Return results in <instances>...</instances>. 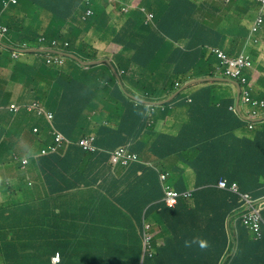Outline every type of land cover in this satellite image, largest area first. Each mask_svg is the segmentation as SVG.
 Wrapping results in <instances>:
<instances>
[{
    "label": "trees",
    "instance_id": "1",
    "mask_svg": "<svg viewBox=\"0 0 264 264\" xmlns=\"http://www.w3.org/2000/svg\"><path fill=\"white\" fill-rule=\"evenodd\" d=\"M172 1L180 2L178 12L170 18L154 15L152 30L140 28L145 26L141 6L132 9V33L140 34L142 42L129 41L127 33L128 40H123L119 49L115 48L123 31H113L108 17L110 7H116L118 14L125 13L119 0H92L84 7V13L93 11L85 22H81V5L90 0H18L0 18L21 39L55 38L60 49L84 61L108 58L111 53L118 64L131 62L141 71L143 80L136 88L144 97L134 99V90L118 81L110 66H83L69 58L65 60L72 64L70 70L60 66L54 74L60 94L53 97L52 85L47 82L49 66L37 61L42 85L34 98L54 112L58 128L73 143L59 150L46 132L44 136L33 133L35 125L26 111L9 113L0 108V124L5 122L9 128L0 126V264H141L144 214L160 235L154 242L155 255L143 264H222L232 250V236L237 246L224 264H264V236L256 240L241 222L233 226L231 216L243 201L219 187L226 179L228 186L237 183L242 193L264 199V120L258 123L248 121L249 116L240 117L230 109L235 106L233 99L227 98L224 104L207 103L202 97L214 91L202 89L189 102L182 97L185 89L160 105L166 118L171 105L184 106L190 120L177 135H162L161 156L176 144L172 153L198 177L193 194L180 199L174 208L158 203L162 190L154 170L140 164L125 167L110 163L108 152L127 145L137 152V145L150 137L146 135V108L168 100L188 81L214 76L217 58L210 47L220 43L215 45L209 38L186 49L177 44L191 38L198 45L195 27L209 37L223 32L196 19L207 9L205 5ZM246 2L234 0V5L241 7ZM217 10L220 12V7ZM230 13L228 9L224 24L231 21ZM183 27L182 33H176ZM90 30L94 37L88 35ZM231 40L234 47L226 52L230 57L244 45V38ZM65 42L70 45L63 47ZM3 51L1 55L8 61L0 57V65L6 62L14 71L24 66L11 59L9 50ZM9 97L0 83V107L7 106ZM228 120L234 123L231 135H215L221 131L218 121ZM243 123L258 126L251 131L253 138L236 140L235 130ZM26 125L31 126L30 132L19 140L20 129ZM197 128L201 131L199 141L187 136ZM92 135L102 152L91 154L78 147L79 139ZM23 141L33 155L26 171L12 160L15 152L26 151ZM42 150L45 153L41 154ZM202 242L206 246L201 247ZM54 257H58L56 263Z\"/></svg>",
    "mask_w": 264,
    "mask_h": 264
},
{
    "label": "crops",
    "instance_id": "2",
    "mask_svg": "<svg viewBox=\"0 0 264 264\" xmlns=\"http://www.w3.org/2000/svg\"><path fill=\"white\" fill-rule=\"evenodd\" d=\"M191 1L196 2L198 5H205L207 7L206 10H203L196 15V19H204V22L207 25L216 28V31L221 30L223 34H216L215 36L210 35L209 37L207 34L203 33L202 31H199L195 27L196 33H199L198 45L193 39L186 38L183 39L182 42L177 44V46L183 49H186V47L190 46H200L203 44L204 41L209 38H212V42H215L213 44L216 45L217 43H220L221 46L217 44V46L210 47V49H217L219 51H223L221 52V54L224 58L218 56L216 57V77L221 78V80L214 79L212 81H206V78H200L199 80L201 81L193 84V87L186 88L187 91L182 94V97H193L200 90L209 89V91H214V93H208V95L202 97V100L204 102L208 103L213 100V102L218 101L224 104L227 98H231L234 101L236 110L240 111L241 115L243 116V119H246V114H248V112L250 111V107L244 105L243 103H240L238 106V90L234 83H237L239 80V76L243 75L247 80V85L241 88L240 92L252 93V96L254 98L264 100V25L260 32H256L251 28L253 23L259 16L260 6L254 0H246L247 2L241 7H235L234 0ZM120 3L122 6H129L130 11L132 9H137L140 6H143L146 9L152 11L155 15L159 14L166 18L174 17V13L178 12V9L180 7V2H175L172 0H119V4ZM246 4L250 7V11L247 10ZM217 7H220V12L217 10ZM228 9L231 10V13L228 14V16L231 17V21L226 20V23L224 24L222 20L223 17L227 14ZM130 11L128 13L118 14L116 7H110L108 14L110 25L112 26L113 31H123L126 34L129 33L127 36L129 41L135 40L136 43H141V35H135L134 33H132L133 29H135V22L132 19H129ZM220 25H223V27L218 29V26ZM140 28L144 30L153 29V27L150 25L142 26ZM184 29L185 27L178 30L176 33H182ZM88 35L94 37L93 31L90 30L88 32ZM239 38H244V45L242 47V50L238 52L235 56H228L226 52H228L231 48L234 47V45L231 43V39ZM119 48L120 45L116 44L115 49ZM242 53H246L251 57L253 61V67L251 69L246 66L241 67L240 69H238L239 73H237L236 65L239 63V59L241 58L239 55ZM114 57L115 55L110 53L108 58L102 57L101 59L109 60L108 62L103 64L110 66V69L112 71L113 69L111 66H113L120 76V79L117 78V80L121 81L122 84L129 91L132 92L134 90V94L131 93V96L134 99H144L141 90L136 88V86H138V83L143 80L140 77V69L129 61H121V63L118 64V61H113ZM1 58L3 59V61H8L6 59V56H1ZM41 60L42 62L46 63V61H43V59L38 58L36 56L21 57L19 61H22L24 66L15 70H21V73H17L18 75L14 73L15 71L10 66H8L6 62L0 65V83L2 84V88H4L5 91L10 94L8 104L11 102L20 103L21 98H24L25 102L34 99L36 89H38L42 85V83L40 82V65L37 63V61ZM47 66H49L47 69V82L52 85V96L57 97L60 93L57 89L54 74L57 72V69L60 68V66L53 64H47ZM63 67L66 70H70L72 64L70 62L65 61V64L62 66V68ZM228 72H230V74H228ZM24 79H29L32 81L34 80L37 84V87L31 93L25 92V90L28 89L26 84L23 86L20 85L21 80ZM24 82L26 83V81ZM86 95L88 96V94ZM154 106L155 108H153V110L151 106H149L148 108H146L145 111V125L147 123H150L146 131V135H150V137L145 140V144L137 145L135 150H137V153H139L142 158H144L146 161L152 163L160 170L169 173V183L176 190H180L182 188H187V190H195L197 188L198 177L196 176L195 172L189 166L186 165V162L179 157L178 154L172 153V151L176 149V144L167 149L168 154H166L165 156H161L164 151V148L160 146L162 144V135L171 134L175 136L186 124H189L190 120L187 108L184 106L182 107L181 105L177 108V103H174L170 106L168 118H166L163 114L164 109L158 108L160 106L157 105ZM92 113H95V111H92ZM27 114L31 118V125H39L41 128L40 134L44 136L45 132H47L44 122L42 120L37 119L36 117H34V115H31L28 112ZM233 124L234 123L230 120L223 122L218 121V125L221 131L216 132L214 134L231 135V127L233 126ZM0 126L6 128L7 131L9 130L8 125L5 122H2ZM206 126L207 124L201 125L199 127ZM257 126H255L254 129ZM30 129L31 126H23L20 129L21 136L19 140L24 139L26 134L30 132ZM252 130L253 129L248 128L246 123H243L240 129L235 130V139L237 140L242 138H253V134H251ZM208 132H210V130ZM200 134L201 131L199 130V128H197L192 130V132L187 136H191L195 141H199ZM22 143L25 145L27 151V143L25 141H23ZM237 212L238 210L236 211V213ZM232 218L233 215L231 216V219ZM235 249L236 248H232L231 253H234ZM183 254L185 255L186 253L183 252ZM227 259L228 258L225 257V260Z\"/></svg>",
    "mask_w": 264,
    "mask_h": 264
},
{
    "label": "clouds",
    "instance_id": "3",
    "mask_svg": "<svg viewBox=\"0 0 264 264\" xmlns=\"http://www.w3.org/2000/svg\"><path fill=\"white\" fill-rule=\"evenodd\" d=\"M91 1L92 0H90V2L88 3V4H82L81 5V9H82V11H81V13H83V21H81V22H85L84 20H86L87 18H89L90 16H92L93 15V11L91 10V9H88V10H86V12L84 13V7L85 6H88V5H90L91 4ZM259 6H260V12L263 10V4L261 3V2H259V1H257V0H254ZM18 3V0H16V2L15 3H13L11 0H2V10H0V18H2L3 16H4V14H5V11L9 8V7H11V6H13V5H16ZM123 7V11L125 12V13H128L129 11H130V7L129 6H122ZM91 11V14L90 15H87V12L88 11ZM141 11H142V14H144V17H145V19H144V25L145 26H152L153 28L155 27V24H154V13L152 12V11H150V10H148V9H146L145 7H143V6H141ZM260 12H259V14H260ZM264 12V11H263ZM258 18V17H257ZM257 20V19H256ZM255 20V21H256ZM255 23V22H254ZM254 23H253V25H252V29H253V27H254ZM8 24V23H7ZM10 24V23H9ZM263 25H264V23L262 24V26H261V28H259L256 32H260V30L263 28ZM126 33L125 32H123L120 36H119V38H118V41H117V45H120L121 44V42L123 41V40H127V38H126ZM4 45H6V46H4ZM59 41L57 40V39H49V38H47L46 36H39V37H37V39L35 40V41H28L27 39H21V37H20V35H19V33H14V32H11L10 31V28L6 25V22L5 23H2L1 21H0V57L2 56L1 55V53L2 52H4L3 51V48L4 49H7V50H9L10 51V57H11V59L12 60H14V61H19V59H21V57H23V56H29L30 54H36L35 56L36 57H38V58H41V59H43V61H46V63L47 64H49V65H51V64H53V65H58V66H63L64 64H65V61H67V60H65V58H67V57H64V56H61V55H59V54H53V53H50V52H37V53H25L24 51L25 50H29V49H43V50H57V51H60V52H66L65 50H63V49H60L59 47ZM8 47H10V48H8ZM69 53H72V52H69ZM75 54V53H74ZM75 55H77V54H75ZM78 56V55H77ZM240 56V55H239ZM31 57V56H30ZM79 57V56H78ZM218 57H220V56H218ZM240 57H243L244 59H246L249 63H250V65H248V66H246V67H249L250 69L253 67V61H252V59H251V57L249 56V55H247L246 53H242V56H240ZM80 58V57H79ZM102 57H100L99 59H97V60H104V59H101ZM81 59V58H80ZM73 60V59H72ZM82 60V59H81ZM42 61V60H41ZM62 61V62H61ZM76 61V60H75ZM84 61V60H83ZM89 61H96V60H89ZM107 61H109V60H107ZM22 62V61H21ZM78 62V61H77ZM103 63H106V62H104L103 61ZM103 63H97V64H94V65H101V64H103ZM93 66V65H92ZM119 75V74H118ZM117 77V76H116ZM225 77V76H224ZM118 78V77H117ZM118 79H120V76H119V78ZM239 80H238V84H239V86H240V89L241 88H243L244 86H246L247 85V80H246V78L243 76V75H240L239 76V78H238ZM243 79H245V82L243 81ZM188 83V82H187ZM186 84V83H185ZM249 85V84H248ZM250 86H251V84H250ZM183 88V87H182ZM182 88L180 89V90H182ZM186 89V88H185ZM184 89V90H185ZM184 90H182V91H184ZM181 91V92H182ZM181 92H179V93H181ZM178 93V94H179ZM185 93V92H184ZM183 94V93H182ZM247 97H249V101H246V93H244V92H240V96H239V103H238V106H239V104L240 103H243L244 105H247L248 107H250V111L248 112V114H246V116H249V118H247V120L248 121H250V122H260V121H258V119H261V118H263V117H261V118H259L260 117V113H262L263 111H264V100H262V99H256V98H254L253 96H252V93H248V95H247ZM185 98H188V101L189 102H191V98L190 97H185ZM38 104L40 107H42V108H44L46 111H48V112H50V113H52L53 115H54V125H55V127L64 135V133L58 128V126H57V124H56V121H55V114H54V112L48 107V106H46V105H44V104H42L39 100H37V99H33V100H31V101H28V102H23V103H18V102H11V103H9L6 107H0L1 109H3V110H6V111H8L9 113H16V112H18V111H26V112H28L29 114H31V115H34V117H36L37 119H39V120H42L43 122H44V124H45V126H46V129H47V135L48 136H50L51 138H54L51 134H50V126H49V124H48V122L46 121V119L45 118H43V117H38V115H36L35 113H33V112H30V111H28V109H27V107L29 106V105H32V104ZM158 103H160V102H158ZM154 104V105H157V106H160V105H162V104ZM12 104H15V105H19V109L17 110V111H13V110H11L10 109V107H11V105ZM263 104V105H262ZM154 105H152L151 106V108H152V110H153V108H155V106ZM164 105V104H163ZM158 108H162L161 106L160 107H158ZM238 108V107H237ZM233 111H236L238 114H239V116L240 117H243L242 115H241V113H240V111L238 112L237 110H236V107L235 106H233L232 108H231ZM262 121V120H261ZM149 125H150V123H147L146 124V127L148 128L149 127ZM248 128L249 129H254V126L251 124V123H249L248 125ZM34 128H38L39 129V132L38 133H35L34 132ZM34 128H33V133H35V134H40V131H41V128H40V126L39 125H35L34 126ZM64 137L66 138V139H68L65 135H64ZM92 137H93V135H92ZM68 140H70V139H68ZM82 140V138L81 139H79L78 140V142H77V145H78V147H80L81 148V146L79 145V142ZM71 141V140H70ZM72 142V141H71ZM73 143V142H72ZM121 147H126V146H121ZM121 147H119V148H121ZM127 147L129 148V145H127ZM43 151L44 150H42V152H41V154H43ZM86 151V150H85ZM86 152H88V153H91L90 151H86ZM14 155H18V153L17 152H15L14 154H13V156ZM19 156V155H18ZM20 157V156H19ZM22 158H27L28 160H31V157H29V156H23ZM19 163V165H20V162H18ZM29 165H30V163H28V165H27V167L25 168V169H23L22 167H21V165H20V169L22 170V171H26L27 169H28V167H29ZM226 180V179H225ZM167 182H169V179L167 178V180H166ZM227 181V180H226ZM233 184H237V183H233ZM232 184V185H233ZM228 185V184H227ZM231 185V186H232ZM238 185V184H237ZM231 186H228V188H230ZM239 187V186H238ZM228 188H226V189H228ZM172 189L174 190V191H177V192H179V193H185V192H192V194H193V192H194V190H185V191H179V190H176L174 187H172ZM229 190V189H228ZM230 191V190H229ZM232 192V191H231ZM239 192H241L240 191V189H239ZM234 193V192H233ZM242 193V192H241ZM235 194H237V193H235ZM243 194H248V195H250L249 193H243ZM237 195H239V194H237ZM240 196V195H239ZM252 198H253V200L255 201V204L256 205H262L263 206V210H262V217H263V223H262V229H261V236H259L254 230H252L248 225H246L245 223H244V215H245V213L247 212V211H249L250 210V207H248V206H246L245 205V203L243 202V204L241 205L242 207L241 208H239L238 209V212L237 213H235L234 215H233V218H232V220L234 221V224H233V226H235L236 225V223L237 222H241L242 224H243V226L245 227V228H247V229H249L250 231H251V233L254 235V238L256 239V240H259V239H262L263 238V236H264V199H260V200H256L252 195H250ZM241 197V196H240ZM180 199H186V198H183V197H181V198H179L178 199V202H179V200ZM241 199H242V197H241ZM243 201V200H242ZM178 202H177V204H178ZM204 246H206L203 242L201 243V247H204ZM231 246H232V248H236V246H237V244H235V237H234V239L233 240H231ZM232 254L233 253H229L226 257L227 258H230L231 256H232ZM226 260H225V258H224V261H223V263L222 264H224V262H225Z\"/></svg>",
    "mask_w": 264,
    "mask_h": 264
},
{
    "label": "built area",
    "instance_id": "4",
    "mask_svg": "<svg viewBox=\"0 0 264 264\" xmlns=\"http://www.w3.org/2000/svg\"><path fill=\"white\" fill-rule=\"evenodd\" d=\"M13 3L16 2V0H11ZM259 2H261L263 4V10L260 12L257 20L254 23V27L253 30L257 31L259 28H261L262 24L264 23V0H257ZM91 11L89 10L87 12V15H90ZM220 57H223V55H219ZM243 59V60H242ZM62 62V61H61ZM250 65V63L244 59L243 57H241L239 59V63L236 65L237 70L236 72H238V69H240L241 67L244 66H248ZM228 74H230V72H228ZM243 81L245 82V79H243ZM248 93H246V101H249V97H247ZM263 105V104H262ZM11 110L13 111H17L19 109V106L12 104L10 107ZM28 111L35 113L36 115H38V117H43L46 119V121L48 122L49 126H50V134L54 137V140L56 142L57 148L59 149L60 147L63 146L64 141H68L64 135L55 127L54 125V115L48 111H46L44 108L40 107L38 104H32L29 105L27 107ZM34 132L38 133L39 129L38 128H34ZM79 145L85 149L86 151H94L95 147L92 144V140H88V139H83L79 142ZM119 150L116 153V156L114 157V160H118V158L126 156L129 148L126 147H121L118 148ZM43 153H45V151H43ZM15 159H18L19 156L18 155H14L13 156ZM29 161L27 158H23L20 161V165L23 169H25L28 165ZM219 187L222 189H226L228 188L227 185V181L225 179L221 180L219 182ZM230 191L239 194L242 197L243 202L245 203L246 206L250 207V210L247 211L244 215V223L246 225H248L252 230H254L259 236H261V229H262V223H263V217H262V210H263V206L262 205H256L255 201L253 200V198L248 195V194H243L241 192H239V187L237 184H233L230 188H228ZM192 195V192H185V193H179L177 191H174L172 189L171 191V199L174 203L178 202V199L183 197V198H189ZM56 260V259H54Z\"/></svg>",
    "mask_w": 264,
    "mask_h": 264
},
{
    "label": "bare ground",
    "instance_id": "5",
    "mask_svg": "<svg viewBox=\"0 0 264 264\" xmlns=\"http://www.w3.org/2000/svg\"><path fill=\"white\" fill-rule=\"evenodd\" d=\"M69 45H70L69 42H65L63 47H68ZM252 125L254 126V124H252ZM83 139L92 140V144L95 147V150L91 151V154L103 151L102 149H100L96 145V143H95L96 137L85 136V137H82V140ZM70 145H72V142L70 140H68V141H64V144L62 147L65 148V147L70 146ZM81 149L83 151H85V149H83L82 147H81ZM118 150L119 149L116 148L115 150L108 152V154L110 156V163L112 164V166L119 165V166L129 167L130 165H133V164H140V165H143L149 169L154 170L158 174L159 184H160L161 190H162V197L159 199L158 203H162L168 208H174L175 206H177V203H174L171 199L172 186L169 182L166 181L167 178L169 177V173L160 170L158 167H156L152 163H150V162L146 161L144 158H142V156L139 153L133 152L132 150H129L126 156L120 157V158H118V160L115 161L114 157L116 156V153ZM155 216H156V214H155ZM155 216H154V218H155ZM141 234H142L141 264H143L144 260L146 258H152L155 255L154 251L156 252V250L154 248V242H155V239L158 238V236L160 235L159 230L154 226V224L151 222V220H148L145 218V214H144L143 219H142ZM233 239H234V236H232L231 240H233ZM160 242H162V241H160ZM54 259H56V260H54ZM57 261H58V257H54L53 262L56 263Z\"/></svg>",
    "mask_w": 264,
    "mask_h": 264
},
{
    "label": "water",
    "instance_id": "6",
    "mask_svg": "<svg viewBox=\"0 0 264 264\" xmlns=\"http://www.w3.org/2000/svg\"><path fill=\"white\" fill-rule=\"evenodd\" d=\"M4 46H6V45H4ZM8 48H10V47H8ZM24 52L25 53L50 52V53H53V54H59L61 56L67 57L69 59L76 60V61H78L83 66H92V65L97 64V63H103V61L104 62H108L107 60L83 61L77 55H75L74 53L60 52V51H57V50L29 49V50H25ZM111 67H112L115 75L119 78V75H118L117 71L115 70V68L113 66H111ZM216 80H218V79H216ZM199 81H201V80L197 79V80H194V81H191V82L186 83L183 86L182 90H184L185 88H187V87H189V86H191V85H193V84H195V83H197ZM234 85L237 87V90H238V103H239L240 86L236 82L234 83ZM182 90H179L176 94H174L173 96H171L168 100L163 101L162 103H158V104H165V103H168V102L172 101L174 99V97L179 92H181ZM261 120H264V117L261 118V119H258V121H261Z\"/></svg>",
    "mask_w": 264,
    "mask_h": 264
},
{
    "label": "rangeland",
    "instance_id": "7",
    "mask_svg": "<svg viewBox=\"0 0 264 264\" xmlns=\"http://www.w3.org/2000/svg\"><path fill=\"white\" fill-rule=\"evenodd\" d=\"M210 51H211V53L213 54V55H215L216 57L217 56H219V55H221V52H223V51H219V50H217V49H215V50H213V49H210ZM240 56H242V54H240ZM16 75H18L17 73H16ZM214 79H218V80H221V78H219V77H216V72H214V76L213 77H207L205 80L206 81H212V80H214ZM24 81H26V83L24 82ZM27 85V87H28V89L27 90H25V92H32L36 87H37V84L34 82V81H32V80H29V79H24V80H21V82H20V85L21 86H23V85ZM23 102H25V99L24 98H22L21 100H20V103H23ZM19 106V105H18ZM1 113V112H0ZM26 146L28 147V145L26 144ZM59 150H61V148L59 149ZM18 153V155L20 156L18 159H15L14 157H12V160L14 161V162H20L23 158V156H25V155H28L29 157H33V155H32V153L31 152H29V151H25V152H23V151H21V152H17ZM29 161V163L31 162V160H28ZM3 199V198H2ZM187 257H189L187 254H185Z\"/></svg>",
    "mask_w": 264,
    "mask_h": 264
}]
</instances>
